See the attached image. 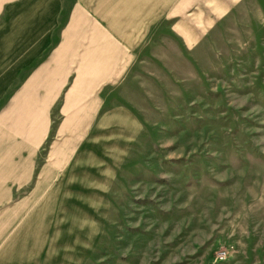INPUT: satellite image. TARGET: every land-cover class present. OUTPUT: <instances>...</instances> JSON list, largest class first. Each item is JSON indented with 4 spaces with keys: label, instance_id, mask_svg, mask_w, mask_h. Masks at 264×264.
I'll list each match as a JSON object with an SVG mask.
<instances>
[{
    "label": "rangeland",
    "instance_id": "1",
    "mask_svg": "<svg viewBox=\"0 0 264 264\" xmlns=\"http://www.w3.org/2000/svg\"><path fill=\"white\" fill-rule=\"evenodd\" d=\"M169 47L139 55L100 108L52 111L50 175L11 260L264 264V0L197 49Z\"/></svg>",
    "mask_w": 264,
    "mask_h": 264
},
{
    "label": "crops",
    "instance_id": "2",
    "mask_svg": "<svg viewBox=\"0 0 264 264\" xmlns=\"http://www.w3.org/2000/svg\"><path fill=\"white\" fill-rule=\"evenodd\" d=\"M243 1L0 0V264H37L9 255L22 251L17 239L50 175L51 164L37 168L52 111L100 108L96 95L139 55L197 49Z\"/></svg>",
    "mask_w": 264,
    "mask_h": 264
},
{
    "label": "built area",
    "instance_id": "3",
    "mask_svg": "<svg viewBox=\"0 0 264 264\" xmlns=\"http://www.w3.org/2000/svg\"><path fill=\"white\" fill-rule=\"evenodd\" d=\"M227 253V250H223L219 255L220 260H225L227 258Z\"/></svg>",
    "mask_w": 264,
    "mask_h": 264
}]
</instances>
